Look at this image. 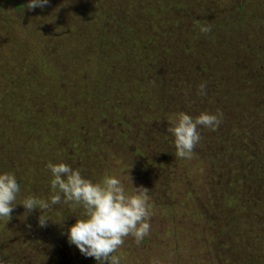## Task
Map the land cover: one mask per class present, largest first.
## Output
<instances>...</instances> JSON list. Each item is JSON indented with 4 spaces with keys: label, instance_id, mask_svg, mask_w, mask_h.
I'll return each mask as SVG.
<instances>
[{
    "label": "rangeland",
    "instance_id": "1",
    "mask_svg": "<svg viewBox=\"0 0 264 264\" xmlns=\"http://www.w3.org/2000/svg\"><path fill=\"white\" fill-rule=\"evenodd\" d=\"M102 1L50 0L43 8L30 9L29 0H0V171H15L21 186L11 219H0V264H97L94 258L86 257L68 242L67 232L76 222L81 208L61 202L42 210V215L50 219L41 226L40 210L28 212L20 204L28 195L49 198L51 172L46 167L48 161L59 163L62 156L63 162L73 168L79 161L78 150L81 153L82 147L75 145L76 139L58 136L62 144L65 140L64 150L59 148L61 153L48 147L40 138L42 126L31 135L21 124V111L26 106L35 116V125L46 123L55 134L63 131L64 122L60 118L63 119L66 110L64 97L53 92L63 91L64 87L72 89L69 100L74 103L82 97L74 90L89 91L111 103L108 108H99L92 100L90 107L84 108L92 117L91 123L87 121L89 126L94 127L99 121L98 125L105 131L106 143L104 148L96 149L98 162L81 165L84 175L99 180L105 172H110L120 175L129 188L133 179L134 186L150 190V233L139 244L132 236L125 238L116 252L121 264H264V135L254 149L236 148L223 129H229L230 124L243 114L241 110H235L241 108L242 101H236L233 106L228 98V87L224 98L220 89V94L212 95L217 88L215 85L206 91V95H198L196 88L193 93L204 103L203 109L216 100L211 106L215 108L208 109L221 115V123L215 134L206 128L203 141L196 145L190 159L178 158L174 137L168 128L180 112L169 111V122L164 119L166 128L161 131L159 125H151L154 122L149 124L140 108L130 109L115 99L117 86L124 83L130 87L141 82L138 80L143 79L140 69L134 68L131 80L125 79L124 72L98 75L93 80L76 79L68 68L73 66L78 70L83 66L80 49L86 46L88 50L101 48L91 37L100 29L95 19L96 13L105 12L100 5ZM106 1L111 2L108 7L115 14L116 4L127 6L137 0ZM138 1H142L139 14L161 29L162 33H154L162 39L161 54L166 49L169 51L171 45L176 46L165 64L176 66L174 60H178L181 65L162 69L166 75L181 73L183 78L167 80V83H184L183 90L185 84L193 80L194 70L203 69L193 68L189 57L207 54L213 65L206 68L209 73L213 72L215 78L220 76L225 81L237 74L240 81L237 88L245 98H251V102L255 92L264 89V0H167L166 11L159 10L160 1ZM201 25H210L211 31L201 32ZM137 29L142 30L139 26ZM69 44L72 54H65L63 51ZM49 57H55L54 61ZM63 58L68 60L64 65ZM57 68L66 70L63 76ZM202 79H206L205 73L198 77V80ZM14 83H22L16 87L19 94L12 91ZM230 92L236 94L231 87ZM217 108L221 110L217 111ZM113 121H118L117 125L124 122L128 129L113 127ZM255 123L259 121L254 117L245 126L251 127ZM257 128L258 134H264L261 122ZM125 132L128 137L123 135ZM32 139L38 140L30 146ZM166 144L171 146L170 149ZM211 144L217 146L212 154L209 151L213 150ZM33 156L37 158L33 163L42 165L40 169L32 163ZM220 182L226 188L225 195L243 198L248 209L225 208L221 215L213 216L215 222L209 234H205L203 228L207 225L199 219L200 213L213 212L214 201L208 198L207 190ZM187 187H192L190 192L195 189L192 194L198 191L192 196L199 197L193 199L181 191ZM182 207L186 209L180 213ZM221 209L219 205L218 210ZM228 211L234 215H229ZM229 219L234 223L229 225ZM241 219L245 225L239 224Z\"/></svg>",
    "mask_w": 264,
    "mask_h": 264
},
{
    "label": "trees",
    "instance_id": "2",
    "mask_svg": "<svg viewBox=\"0 0 264 264\" xmlns=\"http://www.w3.org/2000/svg\"><path fill=\"white\" fill-rule=\"evenodd\" d=\"M159 1V10L166 11L167 0H157V3ZM110 4L111 2L106 0L101 2L100 5L103 9H105V12L102 11L100 13H96L95 24L100 29L96 31L91 37L97 42V45H100L101 48L99 50H88L87 46L85 48H81L79 54L82 57L81 62L83 63V66L78 70H75L73 66L68 68L76 75V79L80 81V79H83L84 77L85 79L93 80V78H98V75L124 72L125 79L131 80L134 77V68L140 69L143 74V79L138 80L141 82H136V85L130 87H126L124 83L117 86L118 94L115 99L117 100L118 104L127 106L130 109H134V106L140 108V113H144L147 116L145 118L149 120V124L154 122L151 125H159V130L161 131L163 130L162 128H166V122L164 119H167L169 122L168 115L169 111L171 110L176 109L177 112H186L192 114L193 117H196L199 113H201V111L210 112L208 108H215L211 106L216 100L209 102L207 109H203L204 103L199 100L196 95H194L193 90L198 88L202 82H206L207 92L210 91V88L215 85L217 88L213 90L212 95L220 94V89L223 98L226 95L225 88L228 87V98L232 100V105L235 106L237 102L240 100L242 101V106H240L241 108H235V110H241L243 114L230 124L229 129H223L224 135L227 136V138L230 139L234 144H236V148L248 149L249 147L254 149L255 144L259 141L258 139L264 135L258 134L259 129L257 128L260 122L264 126V89L261 92H255V96L251 102V98H245V96L237 88L240 83L239 79L237 78V74L232 75L233 78L229 81H225L220 76L215 78V76L212 75L213 72L209 73L208 69L206 68H212L213 65L211 63L210 57L207 54H193L189 57V64H191L193 68L203 69L194 70L193 80L190 82V84H185V88L183 90L181 87L184 83H167V80L179 81L183 78L181 73L177 75H166L162 69L174 67L179 68L181 65L178 63V60H174L176 66H168L165 64V59L176 49V46L171 45L168 48L169 51L166 49L161 54V51H159V45L162 44V39L154 35L156 32L162 33L161 29L156 23L150 21L151 19H147L139 14L142 1L139 2L137 0L134 1V3H128L127 6L116 4L115 8L117 9V12L115 14H113V9H109L108 5ZM190 4L191 2L189 5ZM137 25L141 27L142 30L137 29ZM118 30H120L122 33H119ZM150 30L155 31L151 32ZM145 31L150 32L151 34H144ZM82 37L86 39L85 36ZM93 51H97L99 53L94 54ZM63 52L65 54H72L71 45H67ZM50 59H53L54 61L55 57H49V60ZM67 62V58H63V65ZM59 70L60 76H63V74L66 72V70ZM202 73H205L206 79L198 80V77ZM229 75L230 74H227L226 76ZM199 81L202 82L200 83ZM64 82H66V79ZM20 84L22 83H14V85L11 87L13 88L12 91L19 94V90L16 89V87H18ZM166 84L167 87L165 88ZM230 87L236 94L232 95L230 92ZM71 90L72 89L64 87L63 91L58 89L57 91L53 92V94L56 96L64 97L63 104L66 106L65 112H63V119L60 118V121H63L65 125L63 123V131H61L59 134L53 133L50 130L49 125L46 123L35 125V116L26 106L21 111V124L23 127L29 129L31 135L37 132L42 126L43 134H39L41 136L40 138L43 139L48 147H53L61 153L62 151H60L59 148L63 147L64 150L65 140H63L62 144V142L59 141L58 136L76 139L77 143L75 145L77 147H82V152L80 153L77 148L79 161H77V163L76 160L74 161L76 163L74 168L82 169V164H90L92 162L99 161L96 149L104 148L106 144L104 141V129L98 125V120L94 127L89 126L87 121L91 123L92 117L85 113L84 108L90 107L92 100H94L96 106L99 108H108L111 103L107 98H100L95 96L93 93L91 94L89 91L85 93L81 90H74L75 93L80 92L82 94V97L79 99V101L74 103L69 100V92ZM209 99L212 100L213 98L210 96ZM180 105L182 108H179ZM34 108H36L35 110L37 111V107ZM220 110L221 108H217V111ZM67 115L72 116L73 119L68 120L66 117ZM104 116L108 118L107 114H104ZM254 117L257 118L259 123H255L251 127L245 126L246 124L250 123ZM152 118L156 121V123L154 120H150ZM111 120H113V115ZM119 123H121V125H117V121L113 127H116L117 125V127H121L122 129H128L124 122L121 121ZM153 128L154 127L151 129ZM199 130H204L203 134L201 133L200 140L203 141V136L206 135L207 129L201 126ZM216 132L217 130H212V134H215ZM39 135H37L38 138ZM123 135L128 137L126 132L125 134L123 133ZM37 140L38 139H32L30 146L35 144ZM166 146L168 149L171 147L169 144H166ZM211 147L213 150H209L210 154L217 150V146L214 144H211ZM32 159L33 163L37 158L33 156ZM244 159H246V157H244ZM59 162H63L62 156H60ZM34 166H37V169H40L42 165L34 164ZM216 170L219 169L216 168ZM41 175L43 176L42 173ZM191 189L192 187H187L181 191L187 192L188 197L190 196L193 199L199 197L196 196V194L192 196L195 192L198 193V191H195L192 194L195 189L190 192ZM225 194H227L226 188L221 182L217 183L212 189L207 190L208 198L211 201H214V210L213 212L200 213L199 219L202 218L203 223L207 225L203 228L205 234H209L210 228L215 222L213 216L215 217V215H221L225 208L231 209L230 207H236L242 211L248 209L243 198L229 197ZM166 195H169L167 191ZM218 202L220 204H218ZM219 205L222 208L221 210H218ZM257 205L260 209H263L258 203ZM185 209V207H182L179 212L182 213ZM227 213L231 216L234 215V213L231 211H228ZM228 223L231 225V223L234 222H231L229 219ZM239 224L245 225V222H243L241 219ZM250 236L252 237L253 235L250 234Z\"/></svg>",
    "mask_w": 264,
    "mask_h": 264
},
{
    "label": "clouds",
    "instance_id": "3",
    "mask_svg": "<svg viewBox=\"0 0 264 264\" xmlns=\"http://www.w3.org/2000/svg\"><path fill=\"white\" fill-rule=\"evenodd\" d=\"M50 0H29L28 7L43 8ZM203 33L211 31L210 25H201ZM198 95H206V82L198 86ZM221 123V115L208 111L193 117L186 112L177 114L176 120L168 128L174 137L175 156L190 159L201 139V126L216 130ZM46 167L51 172L50 195L48 199L28 195L22 204L28 212L39 209V224L45 226L49 217L42 215L52 206L61 202L82 209L67 232L70 245H75L86 257H92L97 264H121L117 249L125 238L132 236L139 244L151 229L152 204L150 190L144 186L129 188L120 175L105 172L102 178L94 180L84 175L81 168H73L65 162L48 161ZM21 186L15 171H0V219H11L17 206Z\"/></svg>",
    "mask_w": 264,
    "mask_h": 264
}]
</instances>
